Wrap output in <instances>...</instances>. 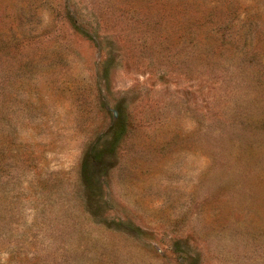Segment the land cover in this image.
I'll return each mask as SVG.
<instances>
[{
	"label": "rangeland",
	"instance_id": "obj_1",
	"mask_svg": "<svg viewBox=\"0 0 264 264\" xmlns=\"http://www.w3.org/2000/svg\"><path fill=\"white\" fill-rule=\"evenodd\" d=\"M0 264H264V0H0Z\"/></svg>",
	"mask_w": 264,
	"mask_h": 264
}]
</instances>
